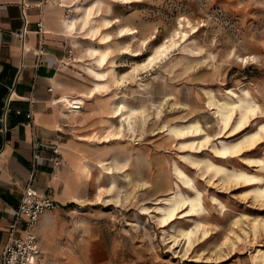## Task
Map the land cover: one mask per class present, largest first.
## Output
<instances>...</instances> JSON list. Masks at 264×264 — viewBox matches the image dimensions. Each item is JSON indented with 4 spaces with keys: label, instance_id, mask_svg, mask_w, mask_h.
<instances>
[{
    "label": "rangeland",
    "instance_id": "1",
    "mask_svg": "<svg viewBox=\"0 0 264 264\" xmlns=\"http://www.w3.org/2000/svg\"><path fill=\"white\" fill-rule=\"evenodd\" d=\"M73 5L96 6V20H119L103 31L113 40L115 78L96 99H86L82 114L63 119L79 159L67 167L71 156L62 153L59 180L69 188L70 203L57 218L76 236H99L114 264H259L264 196L252 190L260 183L264 188V0ZM75 6L63 7L59 17L81 16ZM122 27L135 29L136 37L118 38ZM163 44L170 45L168 52L148 65ZM91 46L98 48L99 41L81 33L68 39L67 89L74 96L94 87L88 68L101 71L87 54ZM79 56L82 62H75ZM119 102L136 111L121 132L120 118L110 114ZM241 110L249 115L246 126L236 129ZM190 127L183 136L173 132ZM224 144L236 148L225 156L219 152ZM209 163L252 181L229 183L214 168L206 171ZM178 193L200 198L198 215L188 214L187 204L162 226L155 208L180 199ZM197 223L191 248L180 232Z\"/></svg>",
    "mask_w": 264,
    "mask_h": 264
},
{
    "label": "crops",
    "instance_id": "2",
    "mask_svg": "<svg viewBox=\"0 0 264 264\" xmlns=\"http://www.w3.org/2000/svg\"><path fill=\"white\" fill-rule=\"evenodd\" d=\"M61 10L60 0H0V253L34 172L35 188L49 190L61 205L42 215L35 227L42 258L37 264H114L99 236H76L57 218L70 203V191L63 188L60 172L53 171L50 148L58 146L72 157L67 167L79 159L63 121L78 115L59 103L62 96H74L65 68L66 45L74 36L65 33ZM62 111L69 114L64 117ZM36 146L41 157L32 165Z\"/></svg>",
    "mask_w": 264,
    "mask_h": 264
},
{
    "label": "bare ground",
    "instance_id": "3",
    "mask_svg": "<svg viewBox=\"0 0 264 264\" xmlns=\"http://www.w3.org/2000/svg\"><path fill=\"white\" fill-rule=\"evenodd\" d=\"M81 1L83 2V0H81ZM122 1H125V2L128 3L129 0H122ZM60 3H61V6H63V7H74L75 6V5H73V0H60ZM96 9H98V8H96V6H94V5L89 6V7H84V8L82 7V5H76L74 11L80 13L81 16H79V17L68 16V17L62 18L60 20V23H61L62 27L64 28V31H65V33L67 35L73 37L76 33H81V34H84L86 36V38H90L91 40H98L99 41V45H100L98 48L94 47V46L93 47L91 46L92 48H89L87 50V54L89 55V57H91V59L94 60V64L96 66V69L98 67L101 70V71H99V70H95L94 68H88L89 74L94 79V87L90 88L87 92H82L78 96H71V95L70 96H62L60 98V102L58 101L60 103V106L61 107L63 106L65 108H66V106H68V107L70 106L71 100H78L79 102H81L83 104V109L81 111L77 112V113H72L71 112L72 114L78 115V116L80 114H82L84 112V110H85L86 99H91V100L96 99L97 96H98V93L103 92L104 90L106 91V90L109 89V85L107 84V82H109V80L111 78H113V79L115 78L114 77V73H115L114 72V65L115 64H113V61H110V57H111V53H112V48L110 46V42L113 41V40L111 39V35L110 34H104L103 31L112 28L115 25L116 22H119V20L116 19L115 21H112V20H109V19H106V18L105 19L102 18V19H99V20L97 19L96 20L95 19L96 18L95 15L97 14V10ZM73 25H75V27L73 28V30L70 31L69 29L72 28ZM136 32L137 31L135 29L122 27L119 30V32H118V38L119 37L120 38H124V37L135 38L136 37L135 36ZM174 43L175 42H172V45H174ZM93 44H95V43H93ZM76 45H77V41H73L72 47L76 48ZM169 47H170V45H166V44H163V45L159 46L156 49L155 53L150 57V58L154 57L155 58L154 61L150 63L149 62L150 58H149L148 65H151V64L155 63L159 58H161L163 55H165V53H166V51L168 50ZM161 48H166L167 50L161 52L160 51ZM132 53L133 54H131V52H130V54L133 55V56L138 55V53L136 51H132ZM102 59L104 60L103 64H101V60ZM83 61H84V59H83ZM75 62H82L81 56L76 57ZM107 65H109V66H107ZM65 68L67 70L70 69V64L69 63H65ZM134 70L137 71L138 68H135ZM115 82L117 83L119 81L115 80ZM54 103H55V101H54ZM135 113H136L135 110H132V109L127 110L125 105H123L120 102L117 103L115 106L111 107L110 114L113 115L112 117H115V118L119 117L120 118V127L117 128L116 130H118L119 132L123 131V129L125 127V124L128 123L129 118L131 117V115H133ZM61 114H62V116L65 117L69 113H65L64 111H62ZM240 114H241V116H240V118H239V120L237 122L236 129H240V128L242 129V128H244V126H246L245 125V123H246L245 120L247 119V116L249 115V114H247L246 110H241ZM246 114H247V116H246ZM252 115H253V113H252ZM191 129H192V127H190L187 131L178 129V130H175L173 132L177 133L180 136H183V135L186 134V132H191ZM260 130H264V125L260 126ZM198 131H199L198 129H195L193 132L197 133ZM109 135H115V133L111 134V132H109ZM258 135H259V131L256 132L255 134H253L252 136L250 135V136L246 137L245 140H244V143L248 142V144H250V141L251 140L253 141V139L256 138ZM92 138L93 139L94 138L99 139V137L98 136L96 137V135L92 136ZM244 143H242V144H244ZM235 146L236 145L231 146V145L224 144L222 149H221V151H219V152H220V154H223V155L226 156L230 152V150H232V148H234ZM238 146H241V145H238ZM233 150H235V149H233ZM225 156H223V157H225ZM212 168L215 169L216 174L221 175L223 177V179H225L229 183L230 182H234L236 184H239V183H247L248 184V182L252 181V180H250L248 178H245V177L239 178V177L236 176L235 173H231L230 172L228 174V173H226L224 167H222V166H214L212 163H209L206 166V171H209ZM175 170H176V168H175ZM59 172H60V170H59ZM59 172L57 173V176H58ZM182 173L183 172H178L177 171L176 174H177L178 178L182 181L183 185L186 188H188L189 187V181L186 180L187 179L186 177H181ZM261 180L262 179H260V180H256L255 179L253 182H256L257 184H259L261 182ZM253 184H255V183H253ZM260 186H261V183H260L259 187H257V188L252 190L253 193L257 197H263L264 196V188H262ZM177 188H179V186H177ZM100 191H101V189H100ZM178 195H180V196L177 197V195H176V197H177V199L180 197V199L176 200L173 203H171V202L169 204L167 203L168 204L167 207H164V208L156 207L155 208L156 212L158 214H160L158 220L162 224V226H166L167 224L172 222V220L175 217L176 213L180 209H182L185 205H187V204L190 205V208L187 210V213L190 214V215H198L199 209H197V206L199 208V206L201 204L200 198L199 197H196V198L184 197V196L181 195V193H178ZM165 221H167V223H165ZM198 227H199V224L197 223L194 228L188 229V230H183V231L180 232V236L187 239V244H188L189 247H191L192 244H193L191 235L194 233V230L197 229ZM204 235H205V233H204ZM176 240H177V238H174V241H176ZM35 264H37V263H35ZM259 264H264V252L263 251L259 255Z\"/></svg>",
    "mask_w": 264,
    "mask_h": 264
},
{
    "label": "built area",
    "instance_id": "4",
    "mask_svg": "<svg viewBox=\"0 0 264 264\" xmlns=\"http://www.w3.org/2000/svg\"><path fill=\"white\" fill-rule=\"evenodd\" d=\"M59 100V99H58ZM57 100V101H58ZM10 97L7 100L6 110ZM83 109V104L78 100H71L69 110L77 113ZM31 118V113L27 114ZM5 123V115L1 119ZM36 146L32 156V165L40 159V150ZM49 158L53 171L58 173L63 165V156L58 146H52ZM34 172L26 182L19 207L9 225L8 237L4 250L0 253V264H35L41 261V250L35 234V227L42 215L57 210L60 203L48 190L40 192L35 188Z\"/></svg>",
    "mask_w": 264,
    "mask_h": 264
},
{
    "label": "snow or ice",
    "instance_id": "5",
    "mask_svg": "<svg viewBox=\"0 0 264 264\" xmlns=\"http://www.w3.org/2000/svg\"><path fill=\"white\" fill-rule=\"evenodd\" d=\"M74 27H75V25H73L72 28H70L69 30H70V31L73 30ZM166 50H167L166 48H161V49H160L161 52L166 51ZM154 59H155L154 57H153V58H150V61H149V62H150V63L153 62ZM103 63H104V60L102 59V60H101V64H103ZM174 211H175V210H174ZM165 223H167V221H165Z\"/></svg>",
    "mask_w": 264,
    "mask_h": 264
}]
</instances>
